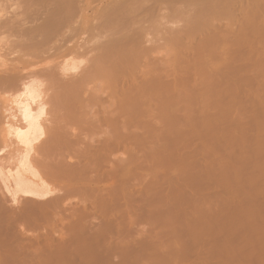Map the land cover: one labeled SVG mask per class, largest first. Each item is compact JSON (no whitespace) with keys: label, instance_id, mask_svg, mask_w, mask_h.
I'll use <instances>...</instances> for the list:
<instances>
[{"label":"rangeland","instance_id":"374dc122","mask_svg":"<svg viewBox=\"0 0 264 264\" xmlns=\"http://www.w3.org/2000/svg\"><path fill=\"white\" fill-rule=\"evenodd\" d=\"M12 1L0 0V10L5 9L2 14L8 9L13 12L15 6L19 7L15 8L16 13H23L21 10L26 7L20 5L25 4L19 5L21 0H15L18 2L14 6ZM96 1L91 4L96 3L98 8L101 5ZM224 2L203 1L201 8L209 11H200L202 15L208 13L204 15L206 19L196 10L199 0L184 11L185 18L182 14L173 24V28L180 27V36L195 15L201 23L189 26L191 31L172 42L175 49L167 39L168 29L162 30L165 36L160 41L156 70L160 73L162 98L159 103L152 100L141 104L143 112L138 111L135 120L141 126H134L138 124L132 121L127 152L118 144L107 159H100L94 151L84 152L78 146L81 142H86V146L87 141L93 140L98 145L103 140L105 135L102 132L100 136L98 130L97 136L92 135L97 138H88L91 141L83 135L79 136L82 141L79 137L80 141L72 140L74 136L65 137L73 149L62 153L64 163L84 169L82 180L92 185L95 192L65 195L62 204L59 202L62 214L57 211L61 216L53 210L50 219L37 220L41 228L29 232L35 236L41 233V237L48 234L51 241L45 235L36 236L39 240L36 243L32 239L34 246L28 250L16 246L15 257L0 264H264V4L261 25L253 13V8L264 0H232L231 10ZM8 3L14 7L9 8ZM91 4L89 15L96 10L95 7L92 11ZM2 33L7 38V33ZM5 38L0 40V45H5L2 52L5 47L10 51L3 44ZM11 52L7 57L0 52L9 64L8 58L15 63L22 56L19 50ZM30 56L22 58L20 64L18 60L17 66L29 64L35 58L31 56L30 61ZM155 56L152 53L145 65L150 66ZM135 74L132 76L136 81L141 80L140 74ZM3 96L0 110L9 106L5 112L14 113L16 105L10 100L16 96ZM104 100L99 103L101 108ZM96 107L94 114L99 109ZM10 108L13 109L9 111ZM102 110L98 111L99 117ZM102 113L101 118L107 115ZM69 123L71 133L78 132L79 126L86 127L83 121L76 123L78 126ZM71 124L78 128L71 130ZM103 128L108 129L105 125ZM9 148L12 151L0 150V168L14 162V148ZM47 178L54 186L56 180ZM4 184L0 177V199L5 198L10 204L11 196ZM101 194H110L111 198L102 201ZM84 205L89 211L81 220L85 229L76 233L68 230L75 219L71 212L78 207L83 210Z\"/></svg>","mask_w":264,"mask_h":264},{"label":"bare ground","instance_id":"6f19581e","mask_svg":"<svg viewBox=\"0 0 264 264\" xmlns=\"http://www.w3.org/2000/svg\"><path fill=\"white\" fill-rule=\"evenodd\" d=\"M92 1L94 0H21L17 1L18 3L15 0L12 1L13 5L16 3L27 5L19 4L22 8L26 7L21 10L23 12L21 14L26 13L24 17L19 13L20 11L16 13L15 8L17 9V7L12 4L10 6V3H8L9 8L14 7L13 12L6 9L8 12L5 11V14H2L5 9L0 10V34L7 33V38L3 37L2 33L0 40L5 38L3 44H6L10 49L7 51L5 49L7 47H5L4 51L7 53L2 52V47L5 45L1 44L0 52L6 53L7 57L11 50L16 52L19 50L22 53V56L19 53L20 60L25 54L27 55L25 58H28L29 54L35 56L32 61L30 56L31 62L27 63L28 66H26L27 61H24L26 65L17 66L19 60L17 56L15 65L13 58H8L9 64L5 60L7 58L0 54V99L2 94L10 96V98L16 96L13 97L14 100H10L16 105L14 113L7 114L8 105V107L4 106L7 108L4 111L0 110L2 112L0 115L2 114L3 118H0V150L5 151L4 149L8 148L9 150V147H12L14 148L13 152L15 151V154L13 153L14 162L6 168H0V177L5 182V189L11 196L9 205L6 204L5 198L0 199V263H9L15 257L16 246L25 247L28 250L37 243L39 239L34 237H41L42 234L35 236L31 232L30 235L33 234V238H30L29 232L33 228H41L38 219L46 220L48 217L50 219L53 210L56 214H58L57 211L61 212V201L65 195L95 192L92 185H86L82 180V176L85 174L84 169H76L64 163L62 153H66L69 148L73 149L64 140L66 136H74L71 138L72 140L74 138L79 140L83 136L90 140L97 130L101 131L99 134L103 132L105 136L103 140L100 139V144L95 145L93 140H90V143L87 141V144L90 145L86 144L85 146V139L84 143L81 142V146L78 145L85 149L83 151L87 154L93 153V151L97 152L100 159H107L116 144L124 152L128 151L131 138L130 125L133 122L135 124L138 122L135 120L138 117H136V114H139L138 111L143 112L141 104L144 105L152 100L158 103L160 101L162 91L160 73L156 70L159 62L158 55L161 52L160 41L165 36L162 30L168 29L166 35L169 37L167 39L171 42L170 46L175 49L173 43L179 40L180 34L179 30L177 32L178 27H174V29L173 24L176 25L183 17L184 11L186 13L187 9L198 0H98L96 2L101 5L98 8L95 2V4H91ZM199 1L202 4L206 0ZM218 1L222 2L223 0ZM231 2L232 0H225L224 6L227 4L229 6ZM89 4L93 8L92 11L96 7L92 15L87 12ZM204 4L206 7V2ZM263 4L259 2L253 8L254 12L251 10L259 19L258 23L256 22L259 25H261L259 22ZM198 6L196 10L200 11L203 4L199 9ZM229 7L225 9L228 13L229 9L231 10ZM207 10L205 12L209 11ZM252 12L250 13L252 14ZM201 13L200 11V15H202ZM205 14L208 16V13ZM188 15L190 16V14ZM193 15L191 14V17ZM204 15H202L203 18H205ZM4 16L6 17L4 18ZM189 16H187L189 18H186L187 20H190ZM195 17L196 15L193 18L195 19ZM193 18V21H188L189 24L186 23L188 27L186 31H191L189 26H196V23L199 22L198 18L195 19L197 21H194ZM86 20L87 22H85ZM88 22L90 23L88 24ZM167 23L172 25H166ZM249 24L251 23L249 22ZM252 28L255 29L253 25ZM262 31L264 33L263 29ZM185 34L182 35L185 36ZM182 35L180 37H183ZM217 44H219L218 41ZM17 47L19 48L17 49ZM172 48L170 49L173 51ZM152 53L156 56L154 59L152 58L153 63L151 62V65L147 66L145 63ZM135 73H139V77H141V80L137 79V81L140 80L138 84ZM132 74H135L134 77ZM47 91L51 92L47 93ZM102 95H106L104 98H108L105 100L103 98L104 104L106 103V106L103 103L101 105L103 110L100 107V102L103 101ZM106 100L109 101L108 105ZM0 103V107H3V103L1 101ZM97 104H99L98 107H96ZM135 105L136 107H134ZM95 107L99 108L98 111L102 110V114L106 112L107 115L105 114L101 118L102 115L99 113V117L98 111L97 114H94L92 110ZM12 109L10 108L9 111ZM133 110V113H137L132 119ZM92 115L93 117L96 115L95 120L92 117L90 120L85 118ZM82 121L85 128L79 126L77 129L78 127L73 126L76 123L82 124ZM69 122L73 124L70 129H77L78 132H70L67 128ZM137 124L138 126L134 123L132 125L141 126L140 122ZM104 125L108 129H104ZM95 135L97 136V133ZM80 140L82 141V138ZM74 146L77 147L75 144ZM123 160L126 162L127 159ZM125 168L124 172H126ZM47 176L56 180L54 186L47 182ZM110 194L112 195V193ZM110 194L107 196L101 194V200L111 198ZM78 206H80V202ZM78 209H73V213L70 211L72 218L74 216L75 219L67 227L68 230L75 233L85 229L81 220L89 213L87 205H84L83 210ZM52 214L54 215V213ZM60 220L63 224L62 219ZM60 220L58 218V221ZM45 227L43 230H46ZM81 228L84 229L81 230ZM46 235L44 237H49ZM32 239H36V243ZM47 240L51 241L50 238ZM49 245L52 244L49 243Z\"/></svg>","mask_w":264,"mask_h":264}]
</instances>
